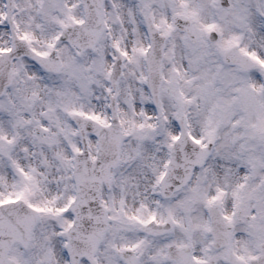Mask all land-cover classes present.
Instances as JSON below:
<instances>
[{
	"label": "snow or ice",
	"instance_id": "obj_1",
	"mask_svg": "<svg viewBox=\"0 0 264 264\" xmlns=\"http://www.w3.org/2000/svg\"><path fill=\"white\" fill-rule=\"evenodd\" d=\"M0 264H264V0H0Z\"/></svg>",
	"mask_w": 264,
	"mask_h": 264
}]
</instances>
